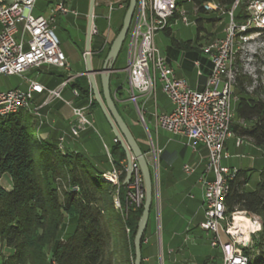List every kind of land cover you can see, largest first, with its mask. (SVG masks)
<instances>
[{
	"label": "built area",
	"instance_id": "1",
	"mask_svg": "<svg viewBox=\"0 0 264 264\" xmlns=\"http://www.w3.org/2000/svg\"><path fill=\"white\" fill-rule=\"evenodd\" d=\"M38 1L0 0V75L21 77L25 83L24 88L0 91V119L21 111L35 118L40 117L41 107L33 106L34 95L46 94V102L63 100L61 91L67 82L60 89L50 90L25 75L42 66L68 70L69 63L59 47L54 30L60 18L78 14L71 8L69 0H51L45 14L33 15ZM238 4L239 0H236L230 10L222 12L229 18L222 35L207 41L200 48L211 65L210 74L201 91L192 90L186 80L177 78L174 68L155 45V36L159 32L170 29L178 20L184 25L188 24L185 12L178 11L177 0H137L126 36L128 61L125 90L132 103L137 105L138 95H154L157 85H160L173 109L168 114L155 116L157 127L173 136L184 138L193 151L200 145L207 151L205 176L202 178L205 192L204 220L199 228L212 235L210 245L220 249L223 264H236L237 260L247 264L243 248L248 244L241 240L238 231H229L233 228L235 213L228 215L225 206V198L237 178V169L224 165L223 161L229 158L225 152V143L232 136L230 126L234 121L231 104L236 100V58L239 51L249 43L250 35L264 31V9L257 11L256 7L264 4V1L252 0L247 8L249 17L242 23H237L233 18ZM121 8V4L116 8L111 6L109 14ZM204 9L207 12L222 10L214 2L206 3ZM253 29L258 31L248 33ZM194 65L197 66L198 62H194ZM73 96L78 97L76 90H73ZM93 100L90 87L86 107L79 108L73 102L64 101L71 107L74 116L69 126L71 138L76 139L82 132L93 128V122L87 117ZM62 142L63 138L57 148L64 153ZM114 142L117 141L114 139ZM243 143L244 138H236L237 146ZM160 152L152 148L154 156ZM108 157L110 169L102 172L99 177L102 182L114 187L116 196L113 205L116 210H121L118 193L119 187L126 185V161L116 165ZM183 171L188 175L194 173V169L189 166H184ZM127 189V205L134 203L140 207L144 199L143 176L136 160L132 161L131 182ZM73 191H78V188L74 187ZM258 223L261 230V223Z\"/></svg>",
	"mask_w": 264,
	"mask_h": 264
},
{
	"label": "trees",
	"instance_id": "2",
	"mask_svg": "<svg viewBox=\"0 0 264 264\" xmlns=\"http://www.w3.org/2000/svg\"><path fill=\"white\" fill-rule=\"evenodd\" d=\"M235 1L193 0L196 12L202 14L207 13L204 5L208 2L228 11ZM251 1L239 0L233 12L237 23L249 17L247 8ZM200 23V20L196 22L199 32L202 30ZM255 31L258 30L248 33ZM164 33L170 36L171 30ZM211 38L214 36L207 40ZM200 40L198 35L195 43L180 45L173 40V44L185 51L199 50L203 55ZM112 42L111 38L105 43L101 37H91L92 68L94 61H104ZM235 65L237 67L238 57ZM247 82L250 80L245 81L236 73L234 94L237 102L230 129L237 138L248 139L264 151V85L258 82L248 92ZM73 89L78 92L76 99L88 100L90 86L85 76L75 79ZM98 90L101 93L100 86ZM123 91L118 87L116 96L121 98ZM90 107L99 110L95 100ZM34 134L32 118L27 112L0 119V177L8 175L13 185L10 191L0 186V245L12 250L8 256L1 257L0 264H133L134 236L144 199L140 207L134 203L127 205L128 189L122 184L118 193L122 208L116 210L111 196L114 187L101 181L102 172L88 157L61 153L56 146L36 139L32 142ZM109 153L114 164L125 161L118 142L113 141ZM249 174V171L237 170L225 206L228 215L238 212L253 225L261 223V230L259 227L252 235L253 247L243 248V254L247 264H264V166L251 191L246 188ZM57 180L67 181L68 189L63 192V198ZM74 187L78 191H73ZM152 206L153 200L150 212ZM65 225L68 231L62 236ZM143 238L144 233L141 244Z\"/></svg>",
	"mask_w": 264,
	"mask_h": 264
},
{
	"label": "rangeland",
	"instance_id": "3",
	"mask_svg": "<svg viewBox=\"0 0 264 264\" xmlns=\"http://www.w3.org/2000/svg\"><path fill=\"white\" fill-rule=\"evenodd\" d=\"M50 1L51 0H39L35 6L33 15L44 13ZM71 2V8H73L78 15L68 16L67 23L64 21L65 19L61 20L60 22L58 21L54 30V33L59 41V47L66 56L69 63V68L68 70H57L55 68L50 69L56 74H64V71L70 72V70L72 72H76L80 68L85 70L84 48L89 0H71ZM128 3L129 0H95L92 25L94 30L92 27L91 37L97 36L105 39L106 37L104 36V33H107V30L110 29L111 34L109 38L114 40L119 32L120 27L122 26V19L124 18ZM119 4L122 5L121 11L114 10L109 14V8L111 6L116 8ZM177 4L178 11L185 12L188 24L184 25L180 22V20H178L176 24L171 26L170 36H167L164 32H159L155 36V45L159 51L164 53V55H171L173 52H175V54L178 53L177 56H182L180 53H184L183 50L176 51L173 40L179 42L181 45H186L187 42L195 43L197 41L198 35L203 36V42H207V39L210 37L214 36V38H218L220 35H222L224 24H226L229 20L227 16L222 14V12L225 11L223 8L218 12H207L202 14L196 12L193 0H177ZM198 20L201 21L200 25L202 30L200 32L197 30L196 25ZM208 33L211 35H208ZM127 41L128 40L126 38L118 59L114 65V68L119 71L115 76L117 77V83L121 84L123 89H125L127 86V73L125 71L128 61ZM93 57L96 59V56ZM237 72L243 77L245 81L250 80V83L247 82L245 85V89L248 92H251L258 82L264 85V34L262 32H255L250 35L249 43L244 49L239 51ZM23 84L24 82L21 77L0 75V91L22 88L24 86ZM158 98H160V95ZM127 103H130L129 108L131 114L134 116V118H138L133 103ZM231 106L232 110L234 111L236 108V102L232 101ZM145 109L149 110L152 109V107H150L148 104L145 106ZM97 115L99 120L94 127L95 133H93L91 136L92 144L95 146V148L93 150L89 149L90 152L88 153V158L92 161L96 160L99 162H104L106 161L107 150H111L113 147L112 137L114 135L102 112L98 110ZM33 119L35 120V123L40 121L39 117H33ZM138 120L139 126H137L136 129L131 128V131L136 138L138 136L137 131L139 132L140 136L146 141V147L148 146V149L152 155V161L149 165V169L152 182L154 184V190H156V197L158 199V204H156L154 191L150 222L153 220V218L158 217L159 222L162 220L163 224L165 220L168 219L172 230L178 229L181 226L183 227L184 225L186 226L192 221L193 217H195L194 214L196 212H200V210H202L204 213L203 205H200V190L196 183V177L194 174L188 175L183 171L184 166H189L192 168L195 167L192 165L189 158L185 159V156L181 154L180 151L184 147L186 154H190L192 149L188 146H182L178 144V139L175 138L176 136H173L160 129L159 136L161 145H166V149L163 154H156V156H154L152 154V148L156 149V136L153 131L148 134L140 119ZM32 142H35V137H32ZM140 146L143 147L142 143H140ZM231 153L234 154L235 152L231 149ZM234 161L237 164L242 162L244 165L247 164L248 168H252L246 188L249 191L253 190L258 181L259 172L264 166V151L258 152L256 154L248 153L245 155L244 159L235 158ZM105 166L108 167V164ZM57 183L60 184V197L63 198V192L68 189L67 181L57 180ZM111 196L112 198L116 196L115 191H112ZM192 197L195 199H192ZM98 199H100L99 196ZM235 214L239 213L236 212ZM249 233L255 234L256 231L251 230ZM252 235L250 236V241L246 247L249 250L253 247ZM208 250L210 254L215 251L209 248ZM213 254L216 255L215 252ZM2 256H6V247L0 245V259ZM215 264H221L217 256L215 257Z\"/></svg>",
	"mask_w": 264,
	"mask_h": 264
},
{
	"label": "crops",
	"instance_id": "4",
	"mask_svg": "<svg viewBox=\"0 0 264 264\" xmlns=\"http://www.w3.org/2000/svg\"><path fill=\"white\" fill-rule=\"evenodd\" d=\"M71 0H69V4H71ZM47 8L44 13H46ZM121 11V9H118ZM65 19L67 23V17L60 18L58 21ZM171 30V29H170ZM111 34V30H107V33H104L105 43L109 40V36ZM201 39L203 36H200ZM179 43V42H178ZM206 43L200 40L199 44ZM180 44V43H179ZM181 45V44H180ZM176 51L183 50L174 46ZM182 56H177L175 52L171 55H164L166 61L174 68L175 76L180 79H184L187 81L192 90L201 91L206 83V80L210 74L211 65L209 61L199 53L198 51H185ZM198 62V65L195 66L194 62ZM103 62L101 60H96L94 62V69H100L102 67ZM50 69H54V67L42 66L40 68L32 69L29 71L25 77L34 79L47 89L55 90L60 89L63 84L67 82L64 88H62L61 96L63 100H52L48 101L46 94L34 95L33 97V106H38L40 108V117L39 122L35 123L33 117L32 124L35 129L34 137L36 140L46 142L53 146H58L60 144V139L63 138L62 146L64 148L65 153H79L88 157L89 149L93 150L95 146L92 144L91 136L95 133V124L98 122L99 118L97 115L98 109L91 108L88 112V119L93 122V128H89L86 131L82 132L79 137L73 139L69 136V126L74 121V116L72 114V109L65 102H73L76 107L83 108L87 106V99H76L73 96V83L76 78L85 76V70L81 68L76 72H66L64 74H56ZM57 69V68H55ZM58 70V69H57ZM61 70V69H60ZM117 73L111 74L110 86L111 93L115 99L116 108L126 122L129 130L131 128L136 129L139 126V120L141 121L143 127L145 128L148 134L151 131L154 132L156 136V148L159 149L163 154L165 152V146L161 145L159 130L157 127L155 116L161 114H168L172 111L173 105L169 101V99L163 94L161 91L160 85H157L156 91L154 95H147L145 97L138 99L137 105L133 103L134 108L136 109L137 117L134 116L130 112V103H122L119 100L127 99L128 95L126 92V88L123 89V96L121 98L116 96L117 88L122 86L117 83V77H115ZM87 77V76H86ZM88 78V77H87ZM127 78V77H126ZM23 79V78H22ZM88 80V79H87ZM97 87L100 86V77L97 75L95 77ZM24 82V80H23ZM89 83V81H88ZM25 87V83L23 84ZM160 95V98H158ZM237 102V97L235 95ZM65 101V102H64ZM160 101V102H159ZM152 107V109L146 110L145 106L148 105ZM154 109V110H153ZM100 111V109H99ZM147 117V118H145ZM162 130V129H161ZM132 133V131H131ZM133 135V133H132ZM137 138L133 135L135 140L137 141L140 149L145 152V157L148 161V164H151L152 155L146 147V141L140 136L137 131ZM114 141V136L112 137ZM178 139V144L182 146H187L186 140L180 136H176ZM236 136L232 134L230 138L225 143V152L229 155V158L223 161V164L229 166L231 168H235L237 170H245L251 172L252 168H248L247 164L244 165L242 162L238 164L234 161L237 159H244L245 155L248 153L256 154L258 152H263V150L257 148L252 141L244 138V143L240 146L236 145ZM152 142V141H151ZM142 143L143 147L140 146ZM231 149L235 152L231 153ZM238 151V152H236ZM106 161L99 162L96 160H91L100 172H104L110 169V160L108 155L110 156L109 150L106 152ZM181 154L185 156V159L191 161L192 165H194V175L196 177V183L199 186L200 190V205H203L204 200V187L202 178L205 176L206 169V158L207 151L203 146H198L195 151L189 154L185 152V148L183 147L180 151ZM244 153V154H243ZM246 153V154H245ZM111 158V156H110ZM108 164V167L105 165ZM0 186L6 191L12 190V181L8 175H2L0 177ZM155 197H156V190ZM154 197V196H153ZM192 199H195L192 197ZM156 204H158V199L156 197ZM201 212V213H200ZM200 212H196L194 214L192 221L189 222L186 226H181L178 229H173L170 227L169 220L166 219L164 224L163 221L159 218L155 217L150 222V215L148 219V225L146 230L144 231V238L141 244V264H215V257L217 256L220 263L223 264L222 253L219 248H212L210 245V241L212 239V235L205 233L199 228V224L204 220V213L202 210ZM151 213V212H150ZM68 231V227L65 225L62 230V236ZM209 249L215 250V254H210ZM12 253V250L6 248V256Z\"/></svg>",
	"mask_w": 264,
	"mask_h": 264
},
{
	"label": "water",
	"instance_id": "5",
	"mask_svg": "<svg viewBox=\"0 0 264 264\" xmlns=\"http://www.w3.org/2000/svg\"><path fill=\"white\" fill-rule=\"evenodd\" d=\"M137 0H129L128 7L126 9L121 29L114 38L106 58L103 61L102 67L98 69L92 68L91 65V52H90V42L92 35V25H93V11L95 0H89V8L87 13V26L85 32V72L84 75L88 77L89 85L94 96V100L97 103L100 111L102 112L106 122L108 123L111 131L114 135L115 140L120 145L121 149L125 154L126 161V175L124 179V184L130 185L132 176V161L136 160L140 166V170L143 176V190H144V202L142 207V214L137 224L136 233L134 236V261L133 264H141V238L147 227L150 208L154 196V184L152 182V177L149 169L148 161L145 154L140 149L137 141L133 137L131 131L129 130L126 122L123 120L119 114L114 96L111 93L110 79L112 73L119 72L114 68L115 62L121 52L123 44L126 40L128 34L131 20L134 14L135 5ZM126 70V69H125ZM100 77V88L101 93L98 90L95 77ZM123 88L122 86H120ZM143 96H136V99H140ZM122 103L132 102L128 97L127 99L119 100Z\"/></svg>",
	"mask_w": 264,
	"mask_h": 264
},
{
	"label": "clouds",
	"instance_id": "6",
	"mask_svg": "<svg viewBox=\"0 0 264 264\" xmlns=\"http://www.w3.org/2000/svg\"><path fill=\"white\" fill-rule=\"evenodd\" d=\"M257 11L264 9V4H258ZM233 227L239 229L240 231H245L246 229H251L252 231L258 230L260 227L258 224H251L242 213H239L233 217ZM231 231V229H229ZM245 239H247V235H245ZM236 264H241L239 260L236 261Z\"/></svg>",
	"mask_w": 264,
	"mask_h": 264
},
{
	"label": "bare ground",
	"instance_id": "7",
	"mask_svg": "<svg viewBox=\"0 0 264 264\" xmlns=\"http://www.w3.org/2000/svg\"><path fill=\"white\" fill-rule=\"evenodd\" d=\"M237 231H238V235H240L241 240L248 244L250 241V233L249 232H251V229H246L245 231H240L239 229L234 228V227L231 229V232H233V233H235ZM245 235H247V239H245Z\"/></svg>",
	"mask_w": 264,
	"mask_h": 264
}]
</instances>
